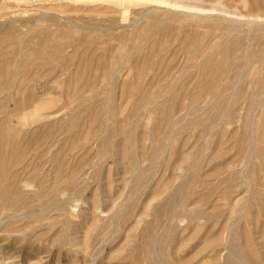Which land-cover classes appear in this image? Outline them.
<instances>
[{"label": "rangeland", "instance_id": "obj_1", "mask_svg": "<svg viewBox=\"0 0 264 264\" xmlns=\"http://www.w3.org/2000/svg\"><path fill=\"white\" fill-rule=\"evenodd\" d=\"M0 264H264V0H0Z\"/></svg>", "mask_w": 264, "mask_h": 264}]
</instances>
